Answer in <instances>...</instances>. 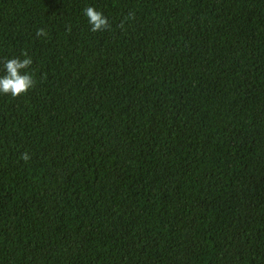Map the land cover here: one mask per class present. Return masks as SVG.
Here are the masks:
<instances>
[{
  "label": "trees",
  "instance_id": "obj_1",
  "mask_svg": "<svg viewBox=\"0 0 264 264\" xmlns=\"http://www.w3.org/2000/svg\"><path fill=\"white\" fill-rule=\"evenodd\" d=\"M25 52L0 264H264V0H0V76Z\"/></svg>",
  "mask_w": 264,
  "mask_h": 264
},
{
  "label": "clouds",
  "instance_id": "obj_2",
  "mask_svg": "<svg viewBox=\"0 0 264 264\" xmlns=\"http://www.w3.org/2000/svg\"><path fill=\"white\" fill-rule=\"evenodd\" d=\"M84 14L87 17L88 23L91 26L92 32L110 31L111 25L108 18L94 7H87L84 9ZM134 19V13L129 12L125 20ZM119 27H124V21L121 22ZM70 30V29H69ZM36 35L47 36V32L43 28L36 31ZM24 59L11 58L6 59L3 63L5 74L0 76V94L10 95L13 98L23 96L29 90L36 86V80L27 71L33 64L31 57L27 53H23ZM21 159L26 163L29 161L30 156L27 152L23 153Z\"/></svg>",
  "mask_w": 264,
  "mask_h": 264
}]
</instances>
